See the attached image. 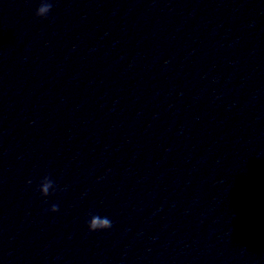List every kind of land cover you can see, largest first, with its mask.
Wrapping results in <instances>:
<instances>
[{"label":"clouds","instance_id":"1","mask_svg":"<svg viewBox=\"0 0 264 264\" xmlns=\"http://www.w3.org/2000/svg\"><path fill=\"white\" fill-rule=\"evenodd\" d=\"M51 9L52 3L50 2V0H40L39 6L35 12V16L39 18H47ZM28 182L31 183V180H29ZM38 191L44 197L49 196L50 192L56 191L54 182L49 176L46 175L40 181L38 185ZM49 210L53 213L58 212L59 205L52 204ZM87 227L90 232L108 230L112 228V221L106 216L102 217L98 214H92L90 220L87 222Z\"/></svg>","mask_w":264,"mask_h":264}]
</instances>
